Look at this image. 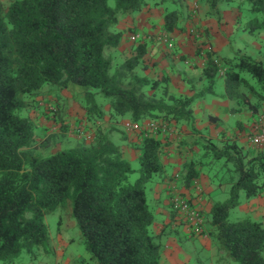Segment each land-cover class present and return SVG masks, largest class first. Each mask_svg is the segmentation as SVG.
Returning <instances> with one entry per match:
<instances>
[{
    "label": "trees",
    "instance_id": "1",
    "mask_svg": "<svg viewBox=\"0 0 264 264\" xmlns=\"http://www.w3.org/2000/svg\"><path fill=\"white\" fill-rule=\"evenodd\" d=\"M109 1L0 0V264H20L26 257L35 259L40 251L47 252L46 217L63 206L70 207L95 264H164L162 254L170 227L151 230L154 214L146 186L163 177L160 159L168 142L144 133L133 144L138 153L137 170L110 133L99 127L90 140L82 136L88 145L78 142L45 154L55 143L53 137L41 135L34 117L22 113L28 107L44 112L41 101L35 100L45 85H52L67 91L91 122L104 117L96 99L101 95L108 99L110 120L128 119L135 124L162 119L172 126L192 128L191 107L197 96H176L168 92L166 79L152 81L143 75L146 44L141 40L133 43V55L119 65L105 54L120 46L122 22L141 13L152 0H112L113 6ZM185 1L177 0L172 9L167 7L172 1H160L165 5L167 32L184 30L181 22L193 14L194 5V15L198 12L199 1L188 13ZM205 1L201 6L208 9L209 16L220 19L221 7L234 0ZM238 6L251 17L249 31L264 30V0H240ZM128 31L135 33L134 29ZM237 66L239 69L233 66L226 72L230 96L242 97L238 88L248 86L241 71L264 86L261 63L241 57ZM220 67L223 64L218 58L210 59L206 77L212 79ZM47 105L52 106L45 104V110ZM53 110L50 113L55 114ZM68 123L63 131L70 128ZM81 129L86 130L77 122L74 131L78 137ZM202 147L204 153L174 173L170 182L191 185L199 178L198 166L203 162L197 159L222 161V168L233 173L229 198L213 204L210 217H205L209 231L204 228V235L208 233L235 264H264V225L250 218L229 221V211L239 205L240 193L250 199L263 192L264 150L234 141L219 148L204 140ZM135 173L138 177L131 182Z\"/></svg>",
    "mask_w": 264,
    "mask_h": 264
},
{
    "label": "crops",
    "instance_id": "2",
    "mask_svg": "<svg viewBox=\"0 0 264 264\" xmlns=\"http://www.w3.org/2000/svg\"><path fill=\"white\" fill-rule=\"evenodd\" d=\"M220 10V19H216L209 16L206 7H202L199 18L188 19L190 23L188 21L186 25L189 28L167 32L164 29V9L159 4L155 7L147 6L141 13L126 18L120 25L121 30L127 27L132 31L134 29L139 40L147 46V53L143 57L144 76L152 81L166 79L168 92L176 96H197L191 107L194 119L192 128L186 125H173L175 132L170 137L156 136L168 142L160 159L165 172L167 169L172 172L180 170L187 162L200 157L204 153L202 150L204 140L211 141L219 148L226 141H234L245 148H254L249 142V137L256 125L258 115L264 114V86L257 83L250 74L241 71L240 76L248 82V86L238 88L239 93H244L242 97L238 94L230 96L226 89V72L229 67L234 66L237 69L241 57L254 60L252 56H255L257 60L254 61L261 63L264 67V30L249 31L247 25L251 17L240 11L239 6L234 3L224 5ZM194 26L201 30L199 38L187 32ZM161 36L170 38L173 41V47L169 48L164 41H161ZM230 38L234 41L229 44ZM125 45L123 38L118 47L121 50L119 56L123 59L133 55L132 46L128 48ZM239 45L244 46L236 52V47ZM248 49H253L251 51H254L255 55L242 54ZM213 57L218 58L223 64V67L219 69L224 71L218 70L211 79L206 77L205 71L209 60ZM145 121L147 120H143L142 123ZM120 148L123 156L130 163L137 160L138 153L135 155L131 149L124 146ZM255 148L256 151L264 150V147ZM198 161L200 159H197ZM198 169L200 170L199 178L192 182L198 187L181 190L180 183L175 187L179 193L191 199L200 209L205 220V217H210L209 213L213 204L221 201V197H216L214 192L218 188L222 190L224 182L217 183L216 179L211 178V171L214 169L205 161L200 164V167L198 166ZM158 181L163 183L161 180ZM170 181L172 180L169 178L164 186L166 191L163 189L154 194L157 189L151 188L147 194L149 202L156 201L154 213L156 217L160 216V218L157 217L158 221L154 219L156 231L160 232L164 227H170L167 229L168 238L162 254L163 263L218 264L225 259V254L212 242L208 233L199 237L194 236L185 229L183 224L176 221L170 208V186L173 184ZM225 184L228 185L227 181ZM163 193L167 197L166 201ZM246 201V211L261 217L264 223V189L259 196ZM241 204L240 201L238 206ZM206 226L209 231L208 223ZM195 247L197 248L194 249Z\"/></svg>",
    "mask_w": 264,
    "mask_h": 264
},
{
    "label": "rangeland",
    "instance_id": "3",
    "mask_svg": "<svg viewBox=\"0 0 264 264\" xmlns=\"http://www.w3.org/2000/svg\"><path fill=\"white\" fill-rule=\"evenodd\" d=\"M3 1L7 3L9 0H3ZM160 1L161 0H152L149 2V6L155 7L159 5ZM169 1L170 2L172 1V2L171 4L167 5L168 9L174 8L176 6L174 4L177 0H169ZM197 1L200 2V7H199L198 12L195 15L191 14V16H187L184 19L186 20L184 23H183L184 20H182L181 22V26L184 28V30L189 28L186 25L188 21L190 23L191 19L193 20L194 18H199L201 16L202 14L201 13L202 12L201 3L203 2L204 4H206L205 0L185 1V4H186L185 7H186L187 13L188 11H191L194 2L196 3ZM233 3L235 5H239L240 0H234ZM109 5L113 6L112 0L109 1ZM163 6L165 7V5H162V9H163ZM194 28L197 30V32L201 36L200 28L195 27V26ZM128 30H129L128 27L123 30L124 31L123 38L126 44L125 47L127 46L129 48L133 46V43L130 40V37L131 35H133V33ZM231 41H234V39L230 38L229 44L231 43ZM243 46L244 45L237 46L236 52L238 51V49H242ZM251 50L253 49H248L247 51L242 52V54H244L245 56L250 55V54L255 55V52ZM120 51L121 50H119V48L115 50L112 49V50H107L105 54L108 56L111 55L112 59L115 60L114 64L119 65L123 61V58L119 56ZM252 58L254 60H257L255 56H252ZM96 99L99 105L101 106L102 111H104L105 114L101 120L91 122L89 120H86L85 118L86 114H85L84 109L71 98L70 94L67 91L65 90L60 91L58 90L57 87L52 86V85H45L40 90V94L38 98H36L35 100L39 102L41 101V105L44 107L43 108L44 112L41 110L42 108L39 109V107L37 109L35 108V110L32 109V107H28L24 109L22 113L26 115V113L29 112V114L32 117H34L35 122L40 125L39 130H40L41 135H44V137L46 136L53 137L52 139L55 141V143L50 146L49 150L44 151L45 154L56 152L60 149L76 146L78 142H83L84 144L88 145L89 144L88 140L84 139L80 135L78 137L75 134L74 127H76L77 122H80L82 124V127H85L86 129L85 133L91 135V133H93V131L99 127V129H102V131L110 133V137L114 143H116L120 147L124 146V147H127L128 149H131L132 152L136 155L137 152L133 148V144L141 140L142 136L145 133L144 130L133 129L132 123L128 119L118 118L117 121L115 119L110 120L109 114L107 113L108 99L101 95H98ZM47 103L52 106L47 105L46 106L47 110H45V104ZM53 108L56 109L55 114L50 113L51 111H54ZM146 120H149V119H146ZM65 122L66 123L69 122L68 125L70 128L69 129L67 128L68 131L62 130V127H64ZM175 147L177 148L176 150L178 151V147L176 145ZM200 161H205V163H208V165L214 169L213 171H211V178L216 179L217 183L222 182V181L224 182L223 189L220 190L218 188L217 190H215L214 194L216 195V197L217 196L221 197L220 202L222 203L225 202L229 198L230 185L228 182H229V177L233 176V173H229L228 169H226L225 167L222 168V163H223L222 161L220 162L211 161L208 158L206 159L201 158ZM131 165L134 170H137L139 168V164L137 160L131 161ZM174 171L175 172H172L171 170L167 169V172H164L163 174L164 178L158 179L163 182L162 184L158 180H154L151 183H149L146 186L147 194L149 193L151 188H153V190L157 189L154 192V194L159 193V191L163 189H165L164 191H166V188L164 187L166 182L168 181L170 177L173 176L174 173H177L179 170H174ZM137 177H138V173L133 174L130 177V181L131 182L134 181ZM225 181H227L228 183L227 186L225 184ZM174 184L178 185L179 183L175 181ZM191 187H198V186L195 184H192V185L189 184V186H186L185 182H182V181L180 183L181 190H190ZM163 195H164V198H166L165 199L166 201L167 197H165L164 193ZM246 199L247 198L245 197L244 193H240L239 200L242 202V204L240 206L230 209L229 221L234 222V221L242 220L244 218L249 217L252 220L259 221L261 222L262 225H264L261 217L259 218L258 216H256L255 213L250 214L249 212L246 211V208H245V205H247ZM155 203L156 201L154 202L153 200H150L149 202L148 200V205H149L151 212H153L154 214V219L155 221H158V218H160V216H157L158 217L157 218L154 213L155 207H156ZM206 223H208V218H205V227H204L205 230L207 231ZM46 224H47L48 233H49V244L47 248L48 251L47 252L40 251L38 257L35 259L26 257L20 264H95L94 262L90 260V255L88 254L83 244L81 232L78 226L76 225L75 220L73 219L71 215L70 207H67V206L60 207L55 213L48 215L46 217ZM151 230L155 232L158 231V230L156 231V228H154V224L151 226ZM178 232L183 233L181 230H178ZM185 236H188V235H185ZM185 244L187 243L185 242ZM196 248L197 247H195L194 249ZM263 256H264V253H263ZM218 264H235V263L225 256V259H222L220 262H218Z\"/></svg>",
    "mask_w": 264,
    "mask_h": 264
},
{
    "label": "built area",
    "instance_id": "4",
    "mask_svg": "<svg viewBox=\"0 0 264 264\" xmlns=\"http://www.w3.org/2000/svg\"><path fill=\"white\" fill-rule=\"evenodd\" d=\"M196 8L197 6L194 5V8L192 9L193 14L195 13ZM188 34L195 38L200 37L195 28H190L188 30ZM130 40L132 43H135L139 40V36L133 34L131 35ZM160 40L164 41L169 48L173 47V41L170 38L161 36ZM213 61L215 64L219 65L217 59H214ZM220 70L224 71L223 69ZM132 128L137 130L142 129L144 130L145 135L153 136H170L174 133L172 125L162 119H149L144 123H135L132 124ZM78 132L80 133V136H84L88 140L91 139V135L83 132L82 129ZM249 142L256 148L264 147V114L258 115L256 125L253 128V132L250 134ZM170 193L172 195L169 199L170 208L175 215L176 221L180 224H183L189 233H193L197 236H203L204 218L200 209L192 202L188 201V199L181 193H179L175 187V184L170 186Z\"/></svg>",
    "mask_w": 264,
    "mask_h": 264
}]
</instances>
